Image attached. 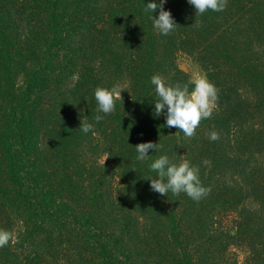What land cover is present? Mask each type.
Returning <instances> with one entry per match:
<instances>
[{"label": "trees", "instance_id": "1", "mask_svg": "<svg viewBox=\"0 0 264 264\" xmlns=\"http://www.w3.org/2000/svg\"><path fill=\"white\" fill-rule=\"evenodd\" d=\"M148 2L0 0V230L10 233L0 264H159L172 253L150 259L149 235L163 233L154 231L149 211L179 226V246L164 239L169 249L179 247L177 264H218L205 251L220 248L215 235L222 249L232 244L224 224L230 204L244 210L233 239L247 248V264H264L254 245L264 246V0H228L224 11L199 17L187 0H168L177 26L167 36L153 29ZM182 56L193 58L219 89L212 116L191 138L153 116L151 77L188 83ZM114 84L124 89L115 111L94 125L95 135H85L79 127L83 118L94 120L95 88ZM212 131L218 140L208 138ZM148 141H160L162 151L149 150L152 156L139 162L134 146ZM86 147L99 155L111 150L106 171L118 170L123 182L117 198L114 190L107 202L98 195L100 204H110L106 213L84 199L92 196L86 182L104 183V175H88L81 165ZM165 153L200 166L207 196L194 201L149 190L147 179L157 175L149 164ZM129 199L136 203L127 202V213ZM75 211L88 217L77 222L80 253L65 246ZM199 219L210 225L211 241L191 249L188 225ZM110 220L123 228L105 226Z\"/></svg>", "mask_w": 264, "mask_h": 264}, {"label": "clouds", "instance_id": "2", "mask_svg": "<svg viewBox=\"0 0 264 264\" xmlns=\"http://www.w3.org/2000/svg\"><path fill=\"white\" fill-rule=\"evenodd\" d=\"M167 2L168 0H149L144 7V12L152 21L153 29L157 34L164 36L173 33L177 26L171 10L165 8ZM187 3L194 8L196 17H199L209 10L224 11L228 0H187ZM157 11L158 16L154 15ZM150 83L155 92V100L152 102L154 118L164 116L166 127H176L178 132L189 138L196 135L202 120L212 116L219 99V89L206 75L192 77L188 83H169L161 75L155 74L151 77ZM122 90L124 89L120 84H114L110 88L97 86L94 90L96 101L94 120L85 122L83 118L79 130L85 135L89 133L95 135L94 125L115 111ZM208 138L216 141L219 139V133L212 131L208 134ZM134 147L137 153L136 160L139 162H145L152 156L148 154L149 150L159 153L163 148L160 141L159 143L142 142ZM203 163L209 162L205 160ZM149 169L157 174L147 179L150 181V190L161 196H168L169 192L173 195L185 193L192 200L199 201L210 192V189L202 184L200 166L188 159L175 161L165 153L154 159L149 164ZM9 240L10 233L0 230V247L7 245Z\"/></svg>", "mask_w": 264, "mask_h": 264}, {"label": "rangeland", "instance_id": "3", "mask_svg": "<svg viewBox=\"0 0 264 264\" xmlns=\"http://www.w3.org/2000/svg\"><path fill=\"white\" fill-rule=\"evenodd\" d=\"M178 63L183 70H185L186 72H188V74H190L191 77L201 76V75L207 76L206 72H204L202 68L200 67V65L191 57L182 56L180 57V60ZM71 80H74V78L72 77ZM98 151L99 150H97L95 147H89V148L86 147V148L81 149L82 157H79V158L82 161L81 165L82 166L85 165L86 168L88 169L87 170L88 175H99V174L104 175L103 177L104 183L99 184V185L96 184L95 187L89 184V182L88 183L86 182L85 187H88L89 193H90L89 196L90 195L92 196L88 197L86 195L84 196V199L87 200V202H89L90 204H92L97 211L106 213L112 210L110 209V204L108 203L100 204L99 203L100 199L98 195H100V193H103L105 195V201L107 202L110 196L109 191L111 192L114 190L115 198H117L118 193L120 191L119 188L123 187L122 186L123 182L118 176L119 174L118 170L113 171L114 173L106 171L105 164L109 161V153L111 152V150H108L106 154L104 153L101 155L97 154ZM76 167L77 166L74 167L75 171H76ZM122 193L123 192H121L120 194L121 196H122ZM151 197L157 198L155 194L151 195ZM181 201L183 204L190 205L191 203V199L181 198ZM125 202L126 203L127 202L136 203V201L133 199L126 200ZM128 203L126 204V208H125L127 210V213L130 211V206H129L130 204ZM115 205L116 204H114L113 206ZM224 210H226V214H227L226 219L224 220V224L226 225V230H228L229 234L232 236L231 240H230L231 236L228 238L232 244L228 245L225 249L224 248L222 249L221 247L222 242L220 240V237L218 235H215L214 237H212V239L217 240L218 244H221L218 246L220 248L218 249L209 248L205 252H208L209 254H216L217 258L219 259L217 261L218 264H247L248 262L247 248L245 247V245L244 246H242L243 244L241 245V242H242L241 240L240 241L236 240L238 237L235 240L233 239L234 238L233 235L236 232L235 227L238 226V221H237L238 217L241 215L240 213L244 212L243 207L240 204L239 205L230 204L227 207H225ZM75 212L76 213H73V216L69 219V224H68L69 231L67 232V239L70 242L65 243V246H67L66 249H68L69 252L80 253V252H83L85 249L82 248L81 245L76 246L77 242L80 240V238L82 239V236H83V230L80 228V225L77 222L78 221L81 222L82 220L85 222L84 219H87L88 217H84L83 219H81L82 216L80 215L82 214L85 215L86 212H82V211H79V212L75 211ZM158 214L160 216H157L156 213H153L151 211H149L148 213V215L154 220V221L153 220L149 221L153 225L154 231H157V229H159L163 233V235H161V237L157 239H154L153 234L149 235V240H148L147 245H149V247L154 250L153 252L154 254L150 259L155 260V258H157L159 253L162 251L164 255H170L171 253L172 254L169 260L163 258V260L159 264H177L174 257L178 258V255H179V247H176V245L179 246V226L174 224L173 223L174 221L170 219L166 214L164 217H162V213H158ZM249 214H251V212ZM75 216L77 217L75 218ZM73 218L77 219V221H74ZM122 220L123 219H120L118 221H122ZM113 221L115 220H110L109 222L105 224V226L108 224L109 226H112L113 229L123 228V225H121L122 222L117 223ZM203 221H204L203 219L197 220L194 227L188 225L189 230H193L194 232L193 236L190 237L189 241H186V243H189V247L191 249L198 245L205 246L204 241H207V242L211 241V238L208 239L212 235L210 225ZM146 229H148V223L146 225ZM167 233H168V238L164 236ZM159 239H162V240L157 243V240ZM164 239H169V240H174V241L176 240L177 242L175 245V249H172V250L169 249L170 246L164 241ZM124 244L128 248L130 241L127 240L124 242ZM254 245L258 249V253L264 256V246L262 244H259L258 242L255 243Z\"/></svg>", "mask_w": 264, "mask_h": 264}]
</instances>
